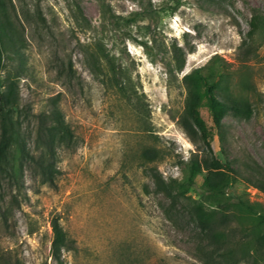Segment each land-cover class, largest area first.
<instances>
[{"label": "rangeland", "instance_id": "rangeland-1", "mask_svg": "<svg viewBox=\"0 0 264 264\" xmlns=\"http://www.w3.org/2000/svg\"><path fill=\"white\" fill-rule=\"evenodd\" d=\"M254 13L264 16V0H0V91L14 101L27 143L36 115L53 102L71 132L69 145L55 150L53 184L26 168L5 195L0 262L53 264L55 217L72 240L66 264H206L209 248L192 214V204L205 200V171L178 199L158 189L155 175L180 179L185 162L200 154L177 122L186 98L181 76L198 67L212 76L221 64L230 71V91L252 111H228L220 142L200 108L211 147L236 168L255 163L264 173L261 33L253 37V57L239 59ZM174 47L185 49L179 71ZM237 197L264 213V192L241 178L221 200ZM252 222L237 217L234 239ZM246 240L234 264L251 262Z\"/></svg>", "mask_w": 264, "mask_h": 264}, {"label": "trees", "instance_id": "trees-1", "mask_svg": "<svg viewBox=\"0 0 264 264\" xmlns=\"http://www.w3.org/2000/svg\"><path fill=\"white\" fill-rule=\"evenodd\" d=\"M249 26L247 38L241 41L239 59L243 62L248 61L255 53V33H261V38H264V16L254 13ZM3 37L0 18V70L3 61ZM192 50V47L186 49L188 52ZM184 55L185 49L182 47L173 48L175 70L182 69ZM171 71L168 68L169 75ZM230 77V71L223 64L212 76L202 73L200 67L181 76L186 98L177 122L200 154L195 153L185 162L180 179L170 177L163 180L160 174H156L155 182L165 195L178 199L194 186L196 176L205 171L200 184L201 196L205 200H197L192 204V214L199 227L201 240L209 248L206 264H234L240 259L237 258L240 253L238 244L244 237L252 248L247 251L250 264H264V213L257 212L254 204L247 199L237 197L232 202L221 200L225 196L226 187L239 178L264 192V173L255 163L250 165L245 162L236 168L229 160H222L221 156H217L210 144L211 128L200 114V108L207 110L220 142L222 119L228 111L246 117L250 115L252 110L247 98L230 91ZM241 83H247L246 78H241ZM12 103L14 101L11 102L0 91V210L8 191L18 188L19 179L26 168L38 175L43 182L53 184L56 171L55 150L58 146L69 145L71 142L69 127L53 102L48 110L36 115L34 137L31 138V144H28L29 137L21 129L19 119L13 115ZM237 217H251L253 222L249 227L237 229L241 237L236 240V226L232 222ZM50 226L53 264H66L63 251L71 247L72 240L66 235L57 218L51 219ZM0 264L20 263L3 260Z\"/></svg>", "mask_w": 264, "mask_h": 264}]
</instances>
